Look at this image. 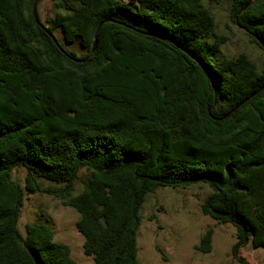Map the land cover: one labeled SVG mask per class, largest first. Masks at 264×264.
<instances>
[{
    "label": "trees",
    "instance_id": "16d2710c",
    "mask_svg": "<svg viewBox=\"0 0 264 264\" xmlns=\"http://www.w3.org/2000/svg\"><path fill=\"white\" fill-rule=\"evenodd\" d=\"M205 1L61 0L45 24L35 0H0V264H77L47 221L18 230L39 178L78 213L94 264H141L140 210L160 187L206 185L201 213L235 228L239 264L249 242L264 247V70L219 55ZM226 1L264 52V0ZM212 235L195 249L209 253Z\"/></svg>",
    "mask_w": 264,
    "mask_h": 264
},
{
    "label": "rangeland",
    "instance_id": "374dc122",
    "mask_svg": "<svg viewBox=\"0 0 264 264\" xmlns=\"http://www.w3.org/2000/svg\"><path fill=\"white\" fill-rule=\"evenodd\" d=\"M59 1L38 0L36 7L42 23L46 24L54 18L56 12L61 11L55 7ZM204 6L213 16L214 33L226 40L219 55L233 58L243 54L259 71L264 70V52L250 42L243 29L233 23L230 16L231 3L226 0L219 3L206 0ZM55 36L62 41L60 31L55 30ZM69 49L79 55L82 52L77 45ZM25 176L23 168L12 170L11 179L23 191ZM78 176L74 195L81 191L82 181L87 179L88 172L82 169ZM37 184L40 192L27 194L24 191L17 224L20 233L24 234L26 225L47 221L54 232V240L69 247L71 257L77 264H94L92 257L83 253L84 238L75 228L78 213L45 193V189L54 188L55 184L41 178ZM209 192L206 185L195 184L187 188L160 187L146 196L140 210V225L136 236L137 259L141 264H239L231 256L235 228L231 224H219L201 213L200 206ZM208 229L213 231L212 249L202 254L195 246ZM238 255L248 264H264V247H254L251 242L240 249Z\"/></svg>",
    "mask_w": 264,
    "mask_h": 264
},
{
    "label": "water",
    "instance_id": "95a60500",
    "mask_svg": "<svg viewBox=\"0 0 264 264\" xmlns=\"http://www.w3.org/2000/svg\"><path fill=\"white\" fill-rule=\"evenodd\" d=\"M253 1L255 0H250L249 4H251ZM37 2L38 0H35L34 4H33V9L35 10L36 9V5H37ZM34 15H35V11H34ZM36 20L38 21V19L36 18ZM39 22V21H38ZM105 22H111L110 20H104L103 22H101L98 27H97V30L94 34V39H93V43H92V49H91V52L94 51L95 47H96V38H97V33L100 29V27L102 26L103 23ZM249 99V98H248ZM247 99V100H248ZM247 100H245L244 102L240 103L239 105H237L233 110H231L228 114L225 115V118L228 117L229 115H231L236 109H238L243 103H245Z\"/></svg>",
    "mask_w": 264,
    "mask_h": 264
}]
</instances>
